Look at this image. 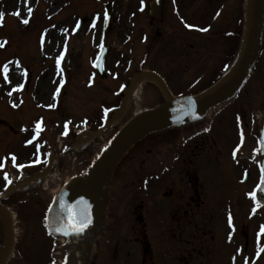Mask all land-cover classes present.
<instances>
[{"label":"rangeland","instance_id":"obj_1","mask_svg":"<svg viewBox=\"0 0 264 264\" xmlns=\"http://www.w3.org/2000/svg\"><path fill=\"white\" fill-rule=\"evenodd\" d=\"M113 1V7L118 12L117 28L114 32L107 33L103 39L106 44L108 43L109 48L104 63L106 75L101 79L97 76L92 63L103 38L101 22L104 6ZM11 2L12 0H0V12L5 14L3 23H0V44L4 45L0 47V165H3L0 167V192L5 186V173L8 179L9 171L15 172L14 165L18 170L25 171L34 157L42 155L40 153L44 146L36 143L37 137L44 134L45 138L52 142L51 134L54 135L59 130L63 132L67 129L66 132H70L74 127H78L76 125L80 122L94 123L102 118L101 113L98 112L101 106L112 113V106L117 103L118 92L124 89L126 81L141 66L153 69L162 75L173 94H189L207 84L220 72L225 63L220 60L224 55V48L226 47L227 51L230 47V41L227 40V45L223 44L222 48L215 47L213 44L207 45L209 49H205V46L188 51L184 48L181 51L172 48L168 51L167 57L164 53L168 43H164L163 40L172 39L171 35L179 32L174 30V26L165 30L166 26L170 25V21L169 23L167 21L166 25L164 22L156 21L159 26L163 24V31H165H161V34L155 33L156 29L153 31L154 27H152L151 31L147 32L151 37L148 46L144 47L142 43H139L136 56L131 60L128 36L125 35L130 21L127 13L131 3L126 0H25V6L16 9L11 6ZM29 7L32 9L30 14ZM17 11L20 13L19 16L13 14ZM97 12L100 17L96 27L91 28L88 23L82 25L77 33H72L80 17L88 16L92 19ZM144 14L136 22L140 30L145 26L147 30L149 29L145 23L147 16ZM24 20H28V23H24ZM229 28L234 29L235 25L227 21L225 29ZM48 32L51 37H54L55 43H46ZM5 41L7 43H4ZM144 49L150 55L143 62L139 58ZM199 55L204 58L197 59ZM58 58H60L59 64ZM65 61L70 64L69 69L66 68ZM6 64L8 69L14 66L21 71L22 76L19 80L10 82L8 78L5 79L4 65ZM160 101L161 96L157 88L151 84L145 85L143 89L141 88L140 94L133 96L122 123L135 112ZM263 104L264 45L240 92L216 113H210L208 117L195 124L183 126L185 132L180 126L172 131L165 130L163 135L156 134L143 139L122 158L107 183L109 191L104 205L105 235L96 237L91 264H127L122 251L118 252V247L115 248L117 251L113 259L108 254L101 255L100 247H103L106 252L109 248L110 240L107 243L104 242L105 238L109 237L106 231L108 223L115 219L117 222H122L121 226L123 223L130 226L135 224L136 228L135 222L138 215L135 211L141 210L137 207L140 200L143 204L154 201L147 191L153 189L155 193L157 188L154 185L160 182L161 178L157 180L154 175L163 173L164 168L160 165L156 171L154 167L149 170V164L156 163L155 160L160 156L166 162L165 152L170 148V143L166 141L172 139V146L176 147L182 138H187L193 133V128L201 131L211 125L208 133L207 129L205 134L196 138L198 143L204 145L203 149L194 150L199 164L197 167L206 180L202 193L204 201L208 203L213 189V173L216 174L215 166L209 167V159L216 157L220 161L216 163V166L221 167V162L224 165V159H228V151L233 142L246 135L240 119L234 118L233 115L236 112L245 115L249 126L246 130L247 136L251 135L250 138H252L254 127L257 139L256 126ZM250 116L252 123H249ZM37 122L42 129L39 135L35 130ZM116 130L118 127L107 131L102 142L105 139L110 141ZM30 132H33V137L31 143H28L31 137ZM26 134L29 136L26 137ZM211 138L215 139L214 142ZM96 143H91L79 154H68L57 160L55 173L60 180L56 181L55 187L61 186L63 180L71 176L86 175L85 172L93 166L91 156L97 149ZM249 145H252L250 139L245 143V154L250 153L247 152ZM37 146H39V152H37ZM13 155L16 157L15 164L12 161ZM17 165H24V167L20 168ZM211 168L212 173L207 177ZM144 179L148 181L146 185ZM250 179L248 181L252 182H248V192L256 181L255 177ZM41 187L43 185L31 186L14 192L4 200V203L16 215L17 242L10 264H52L55 259L53 245L56 242L48 234L43 220L52 195V188L43 190ZM249 226L248 256L250 257L254 251L250 248L254 226ZM116 244L112 241L110 249ZM257 247L259 246L254 249ZM132 253H130L131 256Z\"/></svg>","mask_w":264,"mask_h":264},{"label":"flooded vegetation","instance_id":"obj_2","mask_svg":"<svg viewBox=\"0 0 264 264\" xmlns=\"http://www.w3.org/2000/svg\"><path fill=\"white\" fill-rule=\"evenodd\" d=\"M167 21L171 26L168 24L165 30L174 26V30L179 32L171 35L172 39L163 40L167 46L207 47L215 43L216 34L227 36L232 41L231 45H235L242 21V0H162L159 22L166 25ZM227 21L235 28L225 29ZM163 27L162 24L160 34ZM204 28L208 30H200ZM211 140L214 142L215 139ZM188 141L182 138L178 146L167 149L166 162L160 156L156 163H148L149 170L154 167L156 171L160 165L164 168L161 180L155 186L157 190L149 192L154 201L137 205L141 209L135 211L140 216L135 222L137 229L135 224L123 223L121 226L122 222L115 219L108 223L106 231L109 237L104 242L110 240V244L112 241L117 244L112 249L109 244L108 253L100 247L101 255L108 254L113 259L117 250L122 251L127 264H248L249 225L254 226L250 248L254 250L264 241L261 231L264 211L256 212L255 218L252 214L248 216V180L241 178L245 173L251 179L258 175L252 146L247 147L250 153L243 161L232 158V145L228 159H224V165L221 162V167L216 166L220 162L216 157L209 159V167L214 165L216 174L213 173V189L206 203L202 193L206 180L197 167L199 164L194 152L203 149L204 145L195 138L186 143ZM212 168L207 177L211 175ZM229 215L232 224H229ZM105 229L103 227L101 237L105 235ZM1 234L0 223V237Z\"/></svg>","mask_w":264,"mask_h":264},{"label":"water","instance_id":"obj_3","mask_svg":"<svg viewBox=\"0 0 264 264\" xmlns=\"http://www.w3.org/2000/svg\"><path fill=\"white\" fill-rule=\"evenodd\" d=\"M159 6L160 1L153 0L151 11L153 15L158 17ZM263 9L264 0H247L246 27L237 57L228 72L208 87L207 90L194 96L174 98L163 80L155 73L142 72L132 80L125 92L121 110L105 127L115 125L120 121L126 112L131 92L140 81L147 77L153 78L158 83L165 100L161 105L135 115L120 130L108 150L97 161L89 176L85 180L79 177L73 178L66 188L56 195L48 213V224L53 226L56 231L57 229H64L66 225L70 228L75 223V217L78 213L86 214L90 221L82 232L69 231V234L65 235L64 231H57L59 234L65 236L73 245L72 250L66 256L67 264H87L89 262V245L83 240L82 235L85 230L90 229L94 224L95 200L98 189L113 168L115 162L130 145L149 131L171 123H182L196 119L210 107L231 97L239 88L257 55L262 29ZM109 16L110 14L108 13L105 27L106 31L111 26V18ZM104 52L105 47L103 46L95 63L100 73H102ZM259 134L262 148L260 152V166L262 169L264 167V114L260 124ZM88 136L92 135L88 134ZM84 141L86 139H82L80 135L75 148H79ZM44 173L45 171L35 174L16 185L10 186L4 191L2 197H6L13 190L37 179ZM259 192L263 193L262 190H259ZM0 219L5 228L4 245L0 249V264H3L13 246V232L10 213L1 204ZM55 222L59 223L58 227L55 226ZM253 264H264V251Z\"/></svg>","mask_w":264,"mask_h":264},{"label":"bare ground","instance_id":"obj_4","mask_svg":"<svg viewBox=\"0 0 264 264\" xmlns=\"http://www.w3.org/2000/svg\"><path fill=\"white\" fill-rule=\"evenodd\" d=\"M11 6L14 7L15 9L16 8H23V6H25V0H12ZM49 42L55 43V39H54V37H51L49 35V32H48L47 37H46V43L48 44ZM21 76H22L21 71L14 66H12L7 73V78L10 82L19 80L21 78ZM140 91H141V86H138V88L135 90V95L140 94ZM84 139H86V143H87L88 139L86 137H84ZM108 176H109V174L106 176V178L101 183V185L98 189L97 195H96L95 210H94L95 227L90 229V230H87L84 233V235L82 236L83 240H85L89 246H91L94 243L95 237L98 233L99 226H98V222H97L98 221L97 220L98 219L97 211L99 209L100 202H101V193L107 184ZM55 191H57V189L54 190V192Z\"/></svg>","mask_w":264,"mask_h":264},{"label":"snow or ice","instance_id":"obj_5","mask_svg":"<svg viewBox=\"0 0 264 264\" xmlns=\"http://www.w3.org/2000/svg\"><path fill=\"white\" fill-rule=\"evenodd\" d=\"M28 12L29 14L32 12V9L29 7L28 8ZM14 15H17L19 16L20 13L17 11L15 13H13ZM4 13L3 12H0V23H3V17H4ZM105 18H107V13H105ZM24 23H28V20H24L23 21ZM93 27H95V25L93 24ZM187 27L189 28H192L194 27L193 25H187ZM201 31H207L208 29L207 28H204V29H200ZM4 43H7V41H5ZM4 45L3 44H0V47H3ZM101 48H103V43H101ZM59 59L57 60V63L59 64ZM99 67V65H97ZM7 70H8V66L7 64L4 65V71H5V79H7ZM59 91V90H57ZM107 112V110H105ZM42 129L40 128V124L39 122H37V128H36V131H37V135H39V132L41 131ZM67 133H65L66 135ZM28 143H31V141H28ZM37 152H39V146H37ZM12 161L13 163L15 164V161H16V157L15 155L12 156ZM18 167L20 168H23L24 165H17ZM0 167H3V165H0ZM262 171V174H264V167H262L261 169ZM5 179H7V173H5ZM8 183H11V181L9 180ZM261 183H264V175H262V179H261ZM255 211V209L253 210ZM89 219L87 218L86 214H80L78 213L77 216L75 217V223L73 225H71V227L69 228V226H65L64 229H57V231H64L65 232V235L69 234V231H74V232H82L84 230L85 227H87V224L89 223ZM229 224H232V217L231 215H229ZM262 232H264V226H262V229H261ZM229 239H231V236L229 237ZM260 251H264V248L260 249Z\"/></svg>","mask_w":264,"mask_h":264}]
</instances>
